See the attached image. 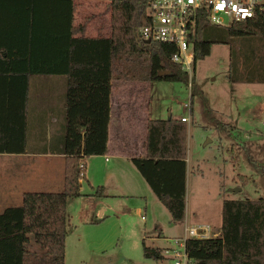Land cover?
<instances>
[{"label": "trees", "instance_id": "1", "mask_svg": "<svg viewBox=\"0 0 264 264\" xmlns=\"http://www.w3.org/2000/svg\"><path fill=\"white\" fill-rule=\"evenodd\" d=\"M23 1L29 16L30 73L67 79L63 146L58 153L67 157V163L63 191L27 192L21 206L0 214V264H66L69 199L83 196L81 181L86 179L87 160L104 156L109 150L112 82L185 83L192 90L191 110L196 85L194 76L190 78L172 61L176 54L173 45L137 41L135 31L150 23L149 0H98L111 4L109 38L75 37L78 32L73 26V0ZM9 2L0 0L1 10ZM2 37L1 28V56L7 54ZM234 41H240L245 59L263 50L264 14L230 28L211 25L206 17H199L193 37L195 66L198 60L211 55L214 45ZM165 72L169 74L162 75ZM256 81L264 83V75L250 82ZM24 84L26 98L27 79ZM208 118L217 129H228L210 109ZM56 142L52 140L51 148ZM187 149L185 122L173 118L149 120L147 157L132 159L176 225L183 224L186 218ZM21 151L25 153V146ZM0 153H4L2 149ZM81 174H85L83 179ZM239 180L243 186L249 182L245 176ZM93 197H107L104 188H97ZM146 240L144 258L164 260V250L148 246ZM33 246L38 251H33ZM186 252L189 264H264V198L225 200L221 236L189 239Z\"/></svg>", "mask_w": 264, "mask_h": 264}, {"label": "rangeland", "instance_id": "2", "mask_svg": "<svg viewBox=\"0 0 264 264\" xmlns=\"http://www.w3.org/2000/svg\"><path fill=\"white\" fill-rule=\"evenodd\" d=\"M240 46V41L214 45L209 57L197 61L192 110L185 107L191 104L192 95L185 83L153 82L146 89L152 118L168 120L172 115L173 119L189 120L186 208L190 223L221 227L225 200L264 198V83L250 82L264 75V45L248 59ZM237 79L243 80L236 82ZM60 86L43 89L57 90L52 100H62L64 87L60 90ZM208 109L219 122L228 125L226 131L217 129L209 120ZM34 131L33 149L41 146L40 138L52 137L55 142L61 135L60 130H52L55 135L50 129ZM7 170L4 167L3 173ZM240 176L249 178L246 186ZM31 184L30 192L51 189L41 181ZM84 190L90 193L88 184ZM150 192L146 199L111 200V212L102 219L97 217L90 198L69 199L66 264H176L172 253H164L162 261L144 258V239L149 246L169 247L176 238L184 237L186 228L172 223L168 210ZM158 235L170 237L171 241H157ZM32 250L38 248L33 246Z\"/></svg>", "mask_w": 264, "mask_h": 264}, {"label": "crops", "instance_id": "3", "mask_svg": "<svg viewBox=\"0 0 264 264\" xmlns=\"http://www.w3.org/2000/svg\"><path fill=\"white\" fill-rule=\"evenodd\" d=\"M72 3L75 7L73 26L78 32L75 37L111 36L112 8L109 1L73 0ZM63 5L69 7L70 4L64 2ZM27 17L29 16L23 0H10L7 8H0V32L2 28L4 34L1 42L7 49V54L0 55V150L4 152L0 153V214L8 208L21 206L19 204H22L23 195L30 192L28 189L32 185L31 181H41V184L45 183L46 187L51 188L41 192H61L65 181L67 157L58 153L63 146L67 79L62 75L30 73L32 58ZM26 79L28 96L25 98ZM57 84L61 85L60 90L64 87L62 100H52L57 90L49 92L48 89H43L45 86ZM147 86H150V82H112L109 150L104 156H93L87 160L86 179L81 181L83 196L79 197H88L94 202L93 206L97 209V217L100 219L111 212V200L146 199L151 196L152 189L132 163L133 158L147 157L149 120H160L152 118L149 112ZM175 119L182 121V118ZM35 128L60 130L61 135L56 146H50L52 137L40 138L41 146L33 149ZM52 134L55 135V131H52ZM24 146L25 153H22ZM186 162L188 183V149ZM4 167L8 168L6 173H3ZM86 184L91 190L87 194L84 190ZM99 187L104 188L107 197H93ZM152 193L154 194L153 191ZM12 203L15 205H11ZM178 225L209 226L210 236L220 237L222 234V224L221 227L218 224L212 227L209 223H190L187 208L185 222ZM156 238L157 241H171L170 237L164 235H158ZM171 245L166 246L167 248L151 247L166 250L173 247V244Z\"/></svg>", "mask_w": 264, "mask_h": 264}, {"label": "built area", "instance_id": "4", "mask_svg": "<svg viewBox=\"0 0 264 264\" xmlns=\"http://www.w3.org/2000/svg\"><path fill=\"white\" fill-rule=\"evenodd\" d=\"M148 11L150 23L136 30L137 41L173 45L176 54L172 61L191 78L195 67L193 37L199 17H206L211 25L230 28L264 14V0H149ZM185 107L191 109V104ZM84 176L81 174L82 179ZM210 234L209 226H186L184 237L175 239L173 247L164 253H172L176 264H189L186 242L208 239Z\"/></svg>", "mask_w": 264, "mask_h": 264}, {"label": "water", "instance_id": "5", "mask_svg": "<svg viewBox=\"0 0 264 264\" xmlns=\"http://www.w3.org/2000/svg\"><path fill=\"white\" fill-rule=\"evenodd\" d=\"M148 44H149V42H148ZM166 74H169V72H165V73H163L162 75H166Z\"/></svg>", "mask_w": 264, "mask_h": 264}]
</instances>
